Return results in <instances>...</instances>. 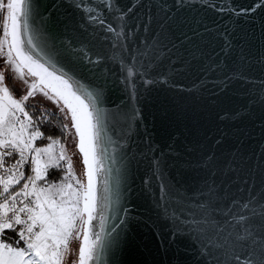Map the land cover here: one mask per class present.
Instances as JSON below:
<instances>
[{
	"label": "snow or ice",
	"instance_id": "snow-or-ice-1",
	"mask_svg": "<svg viewBox=\"0 0 264 264\" xmlns=\"http://www.w3.org/2000/svg\"><path fill=\"white\" fill-rule=\"evenodd\" d=\"M63 3L70 11L58 33L53 12L45 16L43 0H0V63L27 85L17 97L0 70V264H123L133 219L124 207L127 177L130 166L143 159L149 161L151 178L158 180L157 207L170 224V236L190 242V264H264V163L257 166V185L251 170L240 174L235 158L220 161L215 153L206 154L194 162L206 174L190 191L163 179L168 162L158 145L145 138L139 148L132 139L140 114L135 102L148 90L146 84L163 79L162 70L177 71L172 66L183 64L174 50L177 30L190 39L182 31L187 25L175 23L166 0H159L155 11L147 7L142 19L120 0ZM185 6V0H174V7ZM220 35L230 46L227 30ZM115 85L128 101L117 109L128 129L123 134L109 120V109L99 106ZM37 92L69 118L63 128L73 133L86 179L76 177L59 140L48 136V143H36L44 137L41 118L30 114L26 101ZM62 163L63 176L57 179L50 169H61ZM185 163L191 167L193 162ZM143 182L148 186L147 175ZM234 183L242 184L236 191L246 195H231ZM74 241L79 242L78 256Z\"/></svg>",
	"mask_w": 264,
	"mask_h": 264
},
{
	"label": "water",
	"instance_id": "water-1",
	"mask_svg": "<svg viewBox=\"0 0 264 264\" xmlns=\"http://www.w3.org/2000/svg\"><path fill=\"white\" fill-rule=\"evenodd\" d=\"M166 2L175 23L187 25L182 31L190 39L176 31L179 43L174 51L183 64L172 66L177 71L162 70L163 79L146 84L148 90L135 102L140 114L133 141L143 148V140L149 138L166 154L163 179L169 184L180 182L194 191L206 174L194 162L215 153L220 161L235 158L240 174L251 170L258 185L261 169L257 166L264 163V0H185V7H174V0ZM120 4L142 19L145 9L152 6L155 11L159 0H120ZM43 8L46 17L47 11L53 12V30L59 33L70 10L63 0H43ZM231 9L237 10L236 15L229 14ZM225 30L230 46L220 35ZM103 99L99 106L109 109L116 131L127 132L125 118L117 110L128 104L124 91L118 85L110 86ZM131 151L139 156L136 146ZM185 161H192L191 167ZM148 165L143 159L130 166L124 207L133 219L121 260L123 264H190L194 257L187 248L190 242L186 237L173 240L170 236V224L157 207L158 180L151 178ZM146 175L148 186L143 182ZM238 186L243 187L234 183L229 193L246 195L236 191Z\"/></svg>",
	"mask_w": 264,
	"mask_h": 264
},
{
	"label": "rangeland",
	"instance_id": "rangeland-1",
	"mask_svg": "<svg viewBox=\"0 0 264 264\" xmlns=\"http://www.w3.org/2000/svg\"><path fill=\"white\" fill-rule=\"evenodd\" d=\"M0 70H4L6 73L5 83L9 85L10 89L14 92V94L19 97L25 93L27 85L19 78V76L10 68H5L2 63H0ZM26 104H34V106L41 107L43 110H49L56 112L60 118L62 119V123L66 124L69 122V118L65 116V113L60 110V106L55 103V101L50 100L48 97L43 94L37 92L36 95L29 97ZM65 139H58L60 143H63L68 155L71 157L73 162V171L76 174L77 178H85L83 177V164H82V155L79 153L78 148L75 147L73 142V133L65 130ZM38 139V138H37ZM57 149L59 148V144L56 145ZM61 166H64L62 163ZM86 179V178H85ZM78 241H74L72 248L73 254L78 256ZM73 254H70L68 257V261L73 259Z\"/></svg>",
	"mask_w": 264,
	"mask_h": 264
},
{
	"label": "trees",
	"instance_id": "trees-1",
	"mask_svg": "<svg viewBox=\"0 0 264 264\" xmlns=\"http://www.w3.org/2000/svg\"><path fill=\"white\" fill-rule=\"evenodd\" d=\"M30 114L35 113L36 118H41L39 120L40 123V130L44 133L43 138L37 139V144H44L48 143L47 137L52 136L53 139H65V131L63 128L62 119L60 116L54 112L49 110H43L40 106H34V104H26ZM63 168L61 169H50V173L55 172V178L59 179L63 176Z\"/></svg>",
	"mask_w": 264,
	"mask_h": 264
}]
</instances>
